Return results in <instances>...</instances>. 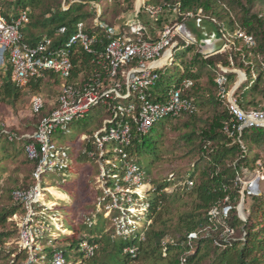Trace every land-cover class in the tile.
<instances>
[{
  "label": "trees",
  "instance_id": "16d2710c",
  "mask_svg": "<svg viewBox=\"0 0 264 264\" xmlns=\"http://www.w3.org/2000/svg\"><path fill=\"white\" fill-rule=\"evenodd\" d=\"M64 1L67 4L66 2L70 0ZM80 1L82 2L78 4L73 2L74 4L72 3L68 9L64 10L61 8V0H4L8 13H12V6L16 8V13L27 7L30 8V22L23 28L24 39L30 44H35L44 37H50L54 40L53 47H63L70 36L78 30L80 23L83 24L84 31L97 36L99 42L94 45L95 53H88L76 46L72 49L75 69L71 81L77 85L95 74V70L99 67L96 58L104 52L110 40L107 31L95 24L94 10L84 8L86 5L91 8V1L99 3V0ZM113 1L119 7L133 10L137 2V0H107V3ZM54 4L58 6V9L53 12ZM150 4L164 7L159 19L151 18L147 13L146 7ZM258 5L264 6V0H246V2L243 0H144L139 10H136L133 20H139L144 25L145 33L143 32L141 36L132 34L129 23L121 27L122 33L128 37L150 41L156 40L159 32L166 26L184 21L187 24L197 25L198 19H201L200 22L211 23L217 29L211 39L222 38V29H226L233 33L234 42L230 43L226 51L205 56L200 52L199 43L186 45L180 41L176 50L181 51L184 59L181 76L160 96L162 71L158 70L160 79L156 86L148 91V94L154 101L163 102L172 88L180 87L185 81L190 80L193 84L184 89L183 97L194 99L196 110L184 112L178 117L166 118L164 124L151 139H147L149 133L138 132L136 123L131 120L132 142L122 147L126 155L115 152L114 148L117 145L112 142L107 145L105 155L100 158V150L95 143L94 134L103 127L104 120L90 128L88 133H82L77 137L87 135L85 149L78 160L94 158L101 160L105 166L109 167L106 174L108 188H114L116 183L128 185L123 180L125 168L122 159L134 160L141 165L152 185L142 196L137 193L132 195L140 199L146 209L144 223L143 225L127 223L129 232L119 231L118 234L111 235L105 232V226L110 218L119 217L120 211L112 212L110 217H104L103 212H97L94 215L96 219H93V216L90 217L92 222L90 228L85 218L83 222L86 225L82 229L72 225L74 222H71L70 230L74 232L64 237L65 245L53 244L44 249V256L48 260L56 251H62L67 262H75L84 256L80 252L81 242L88 240L97 246L95 254L86 258L91 259L88 264H132L136 261L148 262L147 264H181L183 258L186 260L185 264H264V193L261 195L246 194L245 203L248 216L243 219L238 210L242 197L241 186L237 184L238 178L246 175L244 168L252 169L258 161L264 162V128H245L242 133L235 130L233 136L229 135L225 130V125L230 122L231 118L227 103L218 96L205 99L197 83L204 76H208L211 84L217 88L216 78L222 72L221 67L245 69L249 72L251 80L247 84L242 83L235 90L238 104L245 111L258 109L264 104V69H260L261 65H256L258 74L252 78V66L244 62L246 58L250 59L249 52L262 57L264 61V14L255 11ZM38 9L41 10L39 15L36 13ZM106 11V7L102 9L103 21H106ZM188 13H192L193 17L187 18ZM63 27L66 31L60 33ZM32 28L40 29L43 33L38 34ZM238 30L251 36L256 45L249 48L250 50L247 48L243 51L237 50V44L244 41L236 36ZM192 36L195 37V35ZM243 53H245L244 60ZM100 75L102 79L105 77L104 74ZM226 77L227 89L231 90L237 74L229 71ZM46 84L60 86L61 80L53 73H49L46 77L30 80L23 88L10 81H5L0 87V100L13 103L20 98L24 88H30L37 93L47 91L45 90ZM56 101L53 107H48L46 103L44 112L34 113V116L41 119L49 114L57 106ZM199 107H211L213 114L204 119L199 115ZM105 110L107 111V108ZM107 114L110 115V112L107 111ZM184 118L187 121L182 124L181 121ZM168 127L173 131L187 129L188 131L177 138L175 149H183L192 158L197 155L199 157L186 175L179 173L176 179H165L161 182L151 177V167L159 158ZM0 140L4 141L1 142V146L6 151V157L11 154L7 151L10 147L15 150L16 154L25 153L28 157L26 146L30 143V139L10 141L3 135ZM146 148L152 152V155L149 157L148 166H143L139 158L141 150ZM69 151L73 157V148L70 147ZM117 159L120 160L118 166L115 165ZM28 161L36 168L37 161L29 157ZM112 169L115 173L111 172ZM112 179L116 181L113 183ZM185 180L193 181V185L190 186L187 181L184 184L180 183L172 192L166 190L176 182ZM29 186L4 189L0 180V260L3 259L4 245L12 237L18 238L19 235V229L12 217L15 214H22L23 209L21 204L14 201L13 191L27 189ZM101 193L104 194L103 191ZM104 198V202L113 201L111 194L105 193ZM226 198H228L227 202H225ZM179 202L186 203L187 207L177 215L174 223L168 225L170 219L166 217V214L180 204ZM226 206L231 208L225 215L224 207ZM216 207L223 217V225L232 228L237 232V236L230 239L220 237L219 231L221 230L216 231V229H222L223 225L215 223L214 219L211 220L209 216V212ZM77 214L78 211L73 212L71 220L76 219L79 216ZM10 224L13 225V229L9 228ZM207 227L212 228L208 234L204 233ZM191 233H198V237L191 239ZM168 235H171V239L166 241L165 238ZM129 247L135 249L136 255L126 250ZM22 258L26 259L27 255L22 248H19L13 264H18L19 259L22 260Z\"/></svg>",
  "mask_w": 264,
  "mask_h": 264
},
{
  "label": "built area",
  "instance_id": "2783aa9c",
  "mask_svg": "<svg viewBox=\"0 0 264 264\" xmlns=\"http://www.w3.org/2000/svg\"><path fill=\"white\" fill-rule=\"evenodd\" d=\"M143 3L144 0L139 8ZM90 4L96 14L95 24L107 31L110 40L104 52L96 58L99 67L95 70V74L77 85L71 81L75 69L72 49L76 46L88 53H95L94 45L99 42L97 36L84 31L83 24L80 23L78 30L70 36L63 47H53L54 40L50 37H44L35 44H30L25 41L23 33V28L30 22V8L19 10L13 15L8 13L4 0H0V87L5 81H10L23 88L30 80L46 77L49 73H53L61 80L57 106L41 119L30 136L23 137L30 139L26 151L29 159L37 161V166L32 176V185L27 189L13 191L14 201L21 204L23 209V213L19 214L21 223L18 227L17 240L19 248H22L27 255L22 264H72L67 262L62 251H56L49 260L44 255H37V250L41 249L38 248V237L47 230V223L39 220L47 209L46 188L42 185L43 175L51 172L67 177L73 166L70 148L60 146L54 141L53 136L58 130L66 131L71 122L85 118L91 108L104 106L110 115L104 119L103 127L94 134L95 143L100 150V158L105 155L107 145L112 142L117 145L114 148L115 152L126 155L122 147L132 142L131 120L136 123L138 132L146 134L156 121L178 117L184 112L196 110L194 99L183 97L184 89L193 84L190 80L185 81L180 87L172 88L163 102L154 101L148 94V91L155 87L160 79L159 68L173 60L180 41L186 45L189 41L199 43L196 36L195 39L191 37L192 32L188 24L184 21L166 26L159 32L156 40H136L135 37L124 35L120 28L117 29L103 21L99 3L91 1ZM64 6L66 7V4ZM146 9L150 17L155 20L159 19L164 11L162 5L150 4ZM188 17H193V14L188 13ZM200 21L201 19H198V22ZM129 27L131 33L136 36L145 33V27L139 20L129 23ZM65 31L64 27L60 29V33ZM222 33V38L225 40L223 51H226L230 43L234 42L233 35L226 29H222ZM236 36L242 38L248 46L255 43L253 38L243 31L238 30ZM212 40L214 39L200 40V48ZM221 71L216 78L218 97L227 103L231 115L225 130L233 136L235 130L242 133L245 128H264V104L258 109L243 110L237 102L234 88L227 89L226 73L229 69L221 67ZM100 74H104L105 77L102 79ZM45 107L46 101L43 94L35 93L31 99L32 112L42 113ZM5 132L11 141L18 139L15 133ZM122 161L125 168L123 180L134 186L132 190L129 189V197L126 200L131 202L133 199L140 200L133 198L132 194L137 193L142 196L151 188L146 190L142 188L149 182L145 171L134 160L122 159ZM187 181L185 180L182 184ZM188 183L190 186L193 185V181ZM118 184L116 183V186ZM110 193L115 194L111 190ZM114 198L117 196L114 195ZM227 201L228 198L225 202ZM230 208V206L224 207L225 215ZM219 215L217 207L209 212L210 219H214L215 223H218ZM17 217L18 214L13 216V218ZM223 226L224 232L229 234L234 232L229 226ZM197 237L198 233L190 234L191 239ZM96 249L97 246L88 240L80 244V252L86 258L92 257ZM126 250L136 255L134 248L129 247ZM185 261L183 258L181 264H185Z\"/></svg>",
  "mask_w": 264,
  "mask_h": 264
},
{
  "label": "rangeland",
  "instance_id": "374dc122",
  "mask_svg": "<svg viewBox=\"0 0 264 264\" xmlns=\"http://www.w3.org/2000/svg\"><path fill=\"white\" fill-rule=\"evenodd\" d=\"M74 1L76 0H70L69 2H66L67 4L65 7V1L61 0V8L64 10L68 9ZM142 1L143 0H141L140 4ZM243 2H246V0H243ZM75 4L78 3L75 2ZM140 4L138 5L137 0L135 10H133L125 9V7H119L115 1L112 3H107V0H99V5L101 8H107L105 15L106 22L117 29H121L125 23H131L134 21L133 19L135 18L136 10H138ZM11 8L14 15L16 13V8L13 6ZM84 8L86 10L93 9V7L90 8L88 5H86ZM57 9L58 6L54 4L52 7L53 12ZM255 11L264 14V6L258 5L255 8ZM36 13L39 15L41 10L38 9ZM187 26L192 34L199 39V47L200 40L202 38H207L202 40H210L214 32L217 31L213 24H207L206 22H199L197 25L189 23ZM32 29L38 34L43 33L40 29ZM231 34L233 35V33ZM188 43L191 44L192 42L189 41ZM255 45L256 44L254 43L252 46H248L244 41H240L237 44V50L243 51L245 48L249 49ZM244 55L245 53H243L242 56L243 60L245 59ZM248 56L250 59L247 60L246 58L244 62L252 66L251 75L253 76L252 78H254L255 75L258 74L256 65H261L260 69H264V61L262 57H258L252 54V52H249ZM183 63L184 59L181 56V51L176 50L173 60L168 61L166 65H162L159 68V70L162 71V78L160 80L162 92L159 93L160 96L163 95L164 91L168 90L169 85L173 84L179 79L183 70ZM229 71L235 72L237 74L236 81L232 85L233 88L237 84L240 86L242 83L247 84L251 80V78H249V72L245 69L234 67L230 68ZM197 83L198 86H200L202 96L205 99L218 96V90L215 85L211 84L208 76H204L202 79L198 80ZM46 89L47 91H41L40 93L43 94L46 103H48V107H53L55 106V101L59 95L60 86L46 84L45 90ZM35 93L36 92L30 88H24L20 98L17 101L9 103L7 101L0 100V138H3L4 133V137L9 138V135L5 131L15 133L18 136V139H22L24 136H30L35 131L42 119V117L41 119L39 117H35L31 110V99ZM199 109V115L204 119H207L213 114L211 107H199ZM108 116L109 115L107 114L104 106H96L90 109L85 118L71 122L68 125V129L66 131L59 130L54 134V141L58 145L73 148V167L72 171H69L67 174V177H63L59 173L56 174L51 172H47L43 175L42 185L46 188L45 206L47 209L45 210V214L39 217V220H43L45 224L47 223V230L44 231V234L41 237H38V248H41L40 250H37L38 256L44 255V249L53 246V244L56 246L65 245L64 237L66 235H71L74 232L73 230H70L71 222H74L72 225L82 229V227L86 225L83 222V219L85 218V222L88 223L87 226L90 228L92 226L90 217L93 216V219H96L94 215H96L97 212H103L104 217H110L112 212L120 211V216L110 218L107 225L105 226V232H108L111 235H116L119 231H122V233H127V223H140L143 225L146 209L143 207L142 201L133 199L131 202L126 200V198L129 197V189L132 190L134 186L131 184H128L127 186L118 184L114 188H108V184L106 182V174L109 169L108 166H105L102 161L94 158L78 160L81 152L85 149V139L87 138V135H82L79 138L77 137L82 133H88L90 128L95 127L100 121L108 118ZM186 121L187 120L184 118L181 122L183 124ZM164 122L165 119L156 121L150 129L147 139H151V137L157 133L158 129L162 124H164ZM3 129L4 133L2 134ZM186 131L188 130L184 129L183 131H173V129H170V127L167 128L166 138L161 148L159 158L155 160L151 167V177L153 179L161 182L165 179L174 180L178 177L176 176L177 174L183 173L186 175V173L192 169L195 160H198L199 156L197 155L195 158H192L187 155L183 149H175L177 138ZM75 139L76 141H74ZM1 142L4 141L0 140V180L2 187L4 189H10L15 187H26L28 185L31 186L33 183L32 174L35 172L36 168H34L32 163L28 161V157L25 153L16 154L15 150H13L11 147L7 150L11 154L9 157H6V151L2 148ZM151 155L152 152L148 148L141 150L139 161L143 166H148L149 157ZM119 162L120 160L117 159L115 161V165L118 166ZM244 170L246 175L240 176L237 183L241 186L242 194L238 210L240 217L246 219L248 216L246 213L245 203L246 194H250L252 189L255 187L258 192L264 193V162L260 160L254 164V168L251 169L249 167L244 168ZM111 172L115 173V170L112 169ZM63 179H65V181H63ZM111 181L114 183L116 180L112 179ZM147 183L148 184H145L144 187H142L143 190L151 187L152 183ZM180 183L182 184L183 182H176L173 186H169L167 191L172 192L178 185H180ZM50 188L60 190L67 196L63 197L59 195V197L63 198H57L55 194L50 191ZM110 190L115 193L114 195L117 196V198H114V195L110 193ZM102 191L104 194H111L113 201L107 200V202H104L105 198L104 194L101 193ZM179 203L180 204H177V206L173 207L170 212L166 214V217L170 219L168 225L174 223V221L177 219V215L187 207L185 205L186 203ZM77 211V215L79 216L76 219L71 220L73 212L77 213ZM19 214L17 218L12 217V220L15 221L17 227H20L21 223V216ZM218 223L220 225L224 224V220L220 215L218 216ZM9 228L13 229L14 227L12 224H10ZM211 230V227H207L204 230V233L208 234ZM216 231H219L220 237L225 239H230L237 236V232L235 231L232 234L224 232V226L222 229H216ZM86 232L87 231L85 230V233ZM170 236L171 235H168L165 240L168 241L171 239ZM17 240L18 238L14 236L4 245L5 251L2 253L3 259L0 260V264L14 263L13 259L17 257L19 251ZM24 260V258H22V260L19 259L18 264H22ZM90 260L91 259H86V257L83 256V258H79L77 261H73L71 263L88 264ZM147 263H144L143 261H136L132 264Z\"/></svg>",
  "mask_w": 264,
  "mask_h": 264
},
{
  "label": "water",
  "instance_id": "95a60500",
  "mask_svg": "<svg viewBox=\"0 0 264 264\" xmlns=\"http://www.w3.org/2000/svg\"><path fill=\"white\" fill-rule=\"evenodd\" d=\"M224 45H225V40L223 38H216L212 40L211 42L204 44L201 47L200 52L201 54L205 56H211V55L222 52L224 49ZM207 47H209V50H205ZM238 87H239V84H237L233 90L235 91ZM251 194L261 195L262 193L258 192L257 190H252Z\"/></svg>",
  "mask_w": 264,
  "mask_h": 264
},
{
  "label": "bare ground",
  "instance_id": "6f19581e",
  "mask_svg": "<svg viewBox=\"0 0 264 264\" xmlns=\"http://www.w3.org/2000/svg\"><path fill=\"white\" fill-rule=\"evenodd\" d=\"M140 2H141V0H138V5L140 4ZM191 37L193 38V39H195V37L194 36H192V34H191ZM205 50H209V47H207ZM254 188V187H253ZM256 188V187H255ZM252 189V190H256V189ZM52 190V192L55 194V196L58 198L59 197V195L60 196H64L65 194L63 193V192H61L60 190H57V189H54V188H50V191ZM59 198H63V197H59ZM51 205H55V204H51ZM61 226V225H60Z\"/></svg>",
  "mask_w": 264,
  "mask_h": 264
},
{
  "label": "crops",
  "instance_id": "0c3cea01",
  "mask_svg": "<svg viewBox=\"0 0 264 264\" xmlns=\"http://www.w3.org/2000/svg\"><path fill=\"white\" fill-rule=\"evenodd\" d=\"M52 191V190H51ZM57 196V195H56ZM67 195L65 194L63 197H66Z\"/></svg>",
  "mask_w": 264,
  "mask_h": 264
}]
</instances>
